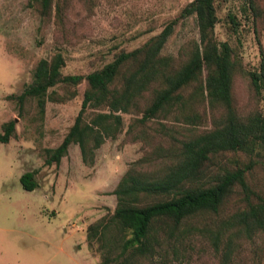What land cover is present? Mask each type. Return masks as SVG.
<instances>
[{
	"label": "rangeland",
	"instance_id": "rangeland-1",
	"mask_svg": "<svg viewBox=\"0 0 264 264\" xmlns=\"http://www.w3.org/2000/svg\"><path fill=\"white\" fill-rule=\"evenodd\" d=\"M191 1L54 0L51 15L43 18L33 0H0V133L9 120H15L16 128L14 137L0 142V264H99V243L89 247L87 227L113 212L117 202L113 192L127 169L155 146H168V138L154 132L157 123L200 131L219 116L205 103L198 108L203 116L198 125L155 118L147 126L131 127L142 114L123 113L122 131L95 150L92 163L85 164L78 145L71 144L59 164L47 165L44 151L57 147L74 122L85 81L52 88L43 113L34 100L19 108L16 99L32 81L40 59L60 52L63 74L85 75L110 62L120 50L141 46L172 20L176 23L161 53L182 63L198 40L195 16L180 17ZM254 2L259 9L256 16L248 0H215L214 34L219 42L229 44L238 63L232 93L242 116L264 111V93L255 90L249 77V72L260 69L264 57V0ZM229 158L242 165L254 162L247 180L254 187L264 185L263 151L256 156L227 153L223 161ZM30 170L36 171L38 185L27 191L19 177ZM237 205L233 198L226 208ZM243 248L246 264H264L263 236L245 242ZM151 261L220 264L209 243L198 235L188 251Z\"/></svg>",
	"mask_w": 264,
	"mask_h": 264
},
{
	"label": "trees",
	"instance_id": "trees-1",
	"mask_svg": "<svg viewBox=\"0 0 264 264\" xmlns=\"http://www.w3.org/2000/svg\"><path fill=\"white\" fill-rule=\"evenodd\" d=\"M33 1L40 16L49 18L54 0ZM248 4L256 16V2ZM55 6L58 16L60 6ZM189 15L195 16L198 40L180 64L161 53L176 23L172 20L141 46L120 50L85 75L63 74L60 52L42 58L32 81L16 96L19 108L32 99L43 113L52 88L85 81L74 122L57 147L44 151L47 165L59 164L71 144L78 145L85 164L92 163L95 150L122 131L123 113H141L130 125L144 127L155 118L198 125L203 119L198 108L205 103L211 112H219L211 127L200 131L157 123L154 132L167 137L168 146H155L129 167L114 189L113 212L87 227L89 247L99 243V264H152L169 253L188 251L196 235L209 243L220 264H246L244 243L264 238V185L249 184L252 161L244 165L235 158L223 161L227 153L264 152V111L245 116L237 112L232 82L238 63L229 44L215 37V0H192L180 17ZM249 77L255 90L264 93V57L260 69L249 72ZM1 127L0 142L15 136L14 119ZM35 174V170L21 174L25 190L37 187ZM233 198L236 209L226 208Z\"/></svg>",
	"mask_w": 264,
	"mask_h": 264
},
{
	"label": "crops",
	"instance_id": "crops-1",
	"mask_svg": "<svg viewBox=\"0 0 264 264\" xmlns=\"http://www.w3.org/2000/svg\"><path fill=\"white\" fill-rule=\"evenodd\" d=\"M19 172H20V171H19ZM21 174H22V173L20 172V176H21ZM19 178H20V177H19Z\"/></svg>",
	"mask_w": 264,
	"mask_h": 264
}]
</instances>
